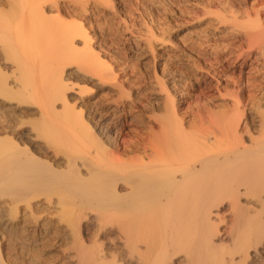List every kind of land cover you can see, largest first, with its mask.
<instances>
[{"label":"bare ground","instance_id":"obj_1","mask_svg":"<svg viewBox=\"0 0 264 264\" xmlns=\"http://www.w3.org/2000/svg\"><path fill=\"white\" fill-rule=\"evenodd\" d=\"M79 2L87 5L86 1ZM68 3L0 0V44L13 52L18 50L13 41L27 37L32 43L24 51H49L51 55L66 49H71V54L84 49L82 52L88 54L95 49L88 39L90 34L82 21H74L85 14L86 6L82 5L81 10ZM252 10L257 27L252 35L250 30L249 43L253 45L233 55L215 51L216 60L240 72L231 77L234 84L228 94L232 99L207 111L211 119L205 127L201 120H187L185 115H195L190 109H181L190 98L189 92L180 90V82L187 78L173 71L175 75L157 89L166 95L161 105L155 101L146 103L144 93L130 101L118 100L101 111L94 108L91 123L81 117L89 145L72 157L66 153L63 160L42 158L36 149L23 146V132L21 137L16 131L0 137V191L18 199L54 191L58 198L70 199L69 210L73 205L80 221L87 210L95 212L98 232L105 233V239L118 238L120 247L101 250L103 245L101 249L94 247L96 239L91 248L84 246L85 242L77 243L80 246L75 256L80 257L79 264H107L112 260L109 258L115 260L118 255L124 264H264V6ZM78 36L86 39L83 49L75 44ZM252 46L262 53L252 50ZM95 54L91 56L94 62L105 65L101 55ZM258 62L262 68L257 70ZM60 95L66 109L73 113L75 106L63 97L66 94ZM40 112L42 116L44 112ZM129 120L144 131H133L121 142L123 130L132 125ZM5 126L1 132L10 128Z\"/></svg>","mask_w":264,"mask_h":264},{"label":"rangeland","instance_id":"obj_2","mask_svg":"<svg viewBox=\"0 0 264 264\" xmlns=\"http://www.w3.org/2000/svg\"><path fill=\"white\" fill-rule=\"evenodd\" d=\"M63 1H68V4H73L79 9L83 8L82 5H85L86 1L87 11H83L85 14L74 21H82L87 28L85 29L91 37L88 39L96 51L94 49L92 52L91 48L85 50H90L92 54L90 51L88 54H85L87 51L82 52L86 39L83 40L81 36L75 38L77 47L83 49L76 51L77 54H71V49L51 55L49 51H45L47 54L40 52L42 55L39 52L24 51L25 47L32 43L27 37V40L22 38L13 41L15 47L18 46V50L16 48L13 52L3 48L2 42L0 44V129L5 125L10 127V130L6 128L5 133L0 130V137L9 136L15 131L19 132L18 136L21 137L23 132V146L36 149V154L49 158L50 161L55 158L63 160L67 155L72 157L71 155H76L85 148L84 146L89 145L88 135L83 131L85 127L79 121L81 117L91 123L94 108L101 111L112 107L118 100L130 101L131 98L145 94L146 103L155 101L161 105L166 95L158 90L164 86V80L171 79L175 73L187 78L180 82V90L190 93V98L181 105L182 111H194L195 115H185L188 116L187 120H201L205 127L206 122L211 119L207 116L210 113L207 111L215 105L218 107L225 99H232L228 94L234 84L231 77H236L240 72L228 63L223 65L221 61L216 60L215 51L233 55L231 53L248 50L249 46L253 45L252 42L249 43L250 37L256 32L254 30H257L254 20L252 21L255 17L252 8L264 6V0H81L84 3H80V0H73L75 3L71 0ZM52 13L56 15V12ZM249 22L253 24L250 25ZM33 41L35 42V39ZM245 47L247 48L244 49ZM252 50L258 51L256 46ZM95 53L101 55L102 58H99L105 61V65H97L96 61L94 62L91 56H95ZM70 54L72 57H69ZM76 56L83 57L80 59L84 61ZM85 58H88L87 61ZM258 63L260 65H255L257 70L262 68L261 63ZM61 79H64L63 82ZM60 94H66L63 97L75 106L73 113H69L72 112L71 109H66ZM40 111L45 115L40 116ZM75 113L77 114L73 115ZM129 123L132 122L129 120ZM133 131L144 129L134 123L128 124L123 130L121 142ZM43 192L23 195L24 199H18L19 197L15 198L0 191V264H79L80 257L75 256L78 255L79 246L86 243L84 246L89 245L91 248L95 239L98 245L94 247L99 246L101 250L110 251L120 247L118 238L107 236L105 239V233L98 232L96 213L91 209L86 211V215H89L87 219L86 215L81 214L80 221L73 205L70 208L72 210H69L72 204H69L70 199L61 196L58 198L59 194L54 191ZM61 202H66L67 205L63 204L62 207ZM102 241L104 242L101 243ZM77 243L80 244L78 247ZM109 259H112L114 264H124L119 255L115 260ZM111 261L107 264H112Z\"/></svg>","mask_w":264,"mask_h":264}]
</instances>
